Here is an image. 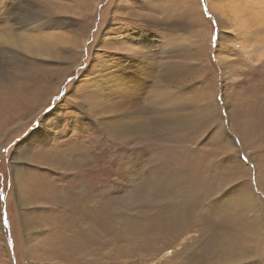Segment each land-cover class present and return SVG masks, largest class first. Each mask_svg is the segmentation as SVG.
<instances>
[{"label": "rangeland", "instance_id": "rangeland-1", "mask_svg": "<svg viewBox=\"0 0 264 264\" xmlns=\"http://www.w3.org/2000/svg\"><path fill=\"white\" fill-rule=\"evenodd\" d=\"M244 1L0 0V264H264Z\"/></svg>", "mask_w": 264, "mask_h": 264}, {"label": "bare ground", "instance_id": "bare-ground-1", "mask_svg": "<svg viewBox=\"0 0 264 264\" xmlns=\"http://www.w3.org/2000/svg\"><path fill=\"white\" fill-rule=\"evenodd\" d=\"M241 1V0H240ZM260 1V0H259ZM264 1V0H263ZM246 4L248 3V0H245L244 1ZM249 2H251V1H249ZM240 3V2H239ZM262 3H264V2H262ZM254 4H256V3H254ZM181 5H182V2H181ZM243 5V4H242ZM260 5H264V4H260ZM242 7V6H241ZM245 8L243 9V11L244 12H246V13H244V14H242V16H241V22L243 23V22H248V24H246V26H245V28H247L248 30H246L250 35H249V37H248V35H247V37L243 40V45L246 47V45H247V42L249 41L248 40V38H250L251 37V35L253 34V32L255 31L256 33H259V32H261L262 33V35H261V37L259 38V40H260V44H262V45H264L263 43H264V9H263V7H261V11H259V10H256L255 9V6H244ZM19 13V12H18ZM235 14H237V13H235ZM239 14V13H238ZM45 15V14H44ZM88 16V15H87ZM13 17V16H12ZM21 18V17H20ZM28 19V18H27ZM13 20H15L14 18H13ZM236 22H237V20H236ZM222 23V22H221ZM15 24H17L18 26H20V24L19 23H17V22H15ZM237 24V23H236ZM222 25V24H221ZM235 25V24H234ZM240 25V24H239ZM257 27V29L258 30H260V31H257V30H255V28ZM237 28V27H236ZM235 28V29H236ZM218 30H220V27L218 28ZM262 30V31H261ZM236 31V30H235ZM245 35V34H244ZM258 42V41H257ZM253 46V45H252ZM251 46V47H252ZM225 71V70H224ZM112 81H114V82H116V83H118L119 85H120V79H119V77H118V80L117 79H115V78H113L112 79ZM140 83V82H139ZM117 84V85H118ZM133 85V84H132ZM139 87V86H138ZM132 88V87H131ZM120 91V90H119ZM123 91V90H122ZM132 91H134V90H132ZM124 92V91H123ZM133 93H135V92H133ZM118 94V93H117ZM129 94V93H128ZM124 95V94H123ZM117 96H120L119 94L117 95ZM122 96V95H121ZM125 96V95H124ZM119 98V97H118ZM127 107V106H126ZM129 110V109H128ZM213 114V113H212ZM142 151H143V149H140V148H137V149H134V150H130V151H128V158H131V159H137V158H139L142 154ZM24 157V156H23ZM26 159V158H25ZM25 161V160H24ZM262 161V160H261ZM260 161V162H261ZM258 162V161H257ZM235 165V164H234ZM236 166V165H235ZM262 166V165H261ZM264 166V165H263ZM255 169V168H254ZM232 170H233V172L234 173H239V169H234V168H232ZM256 170V169H255ZM262 173V172H261ZM263 174V173H262ZM264 181V180H263ZM264 184V183H263ZM155 190L156 191H158V194L161 196V195H164V192H166L165 190H163L162 189V186L161 185H159V186H155ZM169 191V190H168ZM171 191H173V190H171ZM170 191V192H171ZM244 191V190H243ZM240 195H241V193H240ZM164 197V196H163ZM242 199H244V204H246V205H248L247 207H248V210L249 209H253V213H260V209H259V202L260 201H258L257 200V198L252 194V193H250L249 192V194H244L243 195V198ZM241 200V199H240ZM249 213H250V211H249ZM255 214H254V218H252V220H256V217H255ZM260 215V214H259ZM257 216V215H256ZM180 217H181V215H178V216H175V217H173L172 219H171V221H170V223L169 224H167L166 225V227H169V228H172V229H174V228H177L178 227V225H179V223H180ZM215 255V254H214Z\"/></svg>", "mask_w": 264, "mask_h": 264}, {"label": "snow or ice", "instance_id": "snow-or-ice-1", "mask_svg": "<svg viewBox=\"0 0 264 264\" xmlns=\"http://www.w3.org/2000/svg\"><path fill=\"white\" fill-rule=\"evenodd\" d=\"M137 55H142L141 53H137Z\"/></svg>", "mask_w": 264, "mask_h": 264}]
</instances>
